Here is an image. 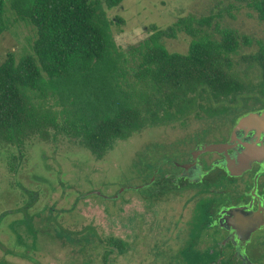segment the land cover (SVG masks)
Instances as JSON below:
<instances>
[{
    "label": "trees",
    "instance_id": "trees-1",
    "mask_svg": "<svg viewBox=\"0 0 264 264\" xmlns=\"http://www.w3.org/2000/svg\"><path fill=\"white\" fill-rule=\"evenodd\" d=\"M124 1L0 0V37L12 20L33 33L23 53H8L0 65V145L62 133L102 159L115 142L147 128L169 127L192 115L217 116L253 92L264 98V42L256 41V52L245 58L261 73L260 83L250 88L234 71V56L255 40L223 28L216 5L207 15L181 17L166 29L152 24L128 60L107 12ZM243 1L264 23V0ZM181 34L191 39L187 53L170 52L166 40ZM131 64L136 86L125 78Z\"/></svg>",
    "mask_w": 264,
    "mask_h": 264
},
{
    "label": "flooded vegetation",
    "instance_id": "flooded-vegetation-1",
    "mask_svg": "<svg viewBox=\"0 0 264 264\" xmlns=\"http://www.w3.org/2000/svg\"><path fill=\"white\" fill-rule=\"evenodd\" d=\"M263 111V96L253 92L217 116L177 123L174 126L187 131L144 149L138 164L131 166L128 159L117 177L120 183L114 184L118 187L114 194L95 189L82 194L72 208L79 199L94 196L112 204L121 201L125 211L137 199L143 213L138 220L141 233L148 211H168L166 229L184 239L182 251L193 254L190 259L185 256V264H264V237L259 238L264 235V133L252 128L244 130L239 140L232 137L241 118ZM246 143H256L261 153L247 152ZM34 180L38 190L16 182L11 187L1 185L5 196L0 202V233H8L10 245L9 249L0 245V264H39L40 241L72 252L86 251L93 242L89 228L76 232L64 228L61 180L53 182L40 175ZM122 182L128 184L121 186ZM14 194L23 203L1 211L11 204ZM106 242L110 254H124V242L113 237Z\"/></svg>",
    "mask_w": 264,
    "mask_h": 264
},
{
    "label": "rangeland",
    "instance_id": "rangeland-1",
    "mask_svg": "<svg viewBox=\"0 0 264 264\" xmlns=\"http://www.w3.org/2000/svg\"><path fill=\"white\" fill-rule=\"evenodd\" d=\"M214 5L218 11H223L222 18L219 19L223 28L255 40L250 45H244L234 56V71L250 88L259 84L261 73L258 66L250 64L245 58L256 52V41L264 42V23L260 22L256 13L249 9L243 0H125L120 7L107 12L110 19L115 22L112 28L113 38L125 58L130 60V49L149 37L152 24L166 29L181 17L190 14L207 15ZM119 18L124 22H120ZM11 22L10 31L0 37V65L8 53H23L28 43L27 39L33 35L32 29L24 23H17L15 20ZM190 41L189 37L181 34L176 40H166V47L170 52L184 54L188 51ZM133 66V64L127 66L125 78L128 83L136 86L137 80L134 76L136 71L131 68ZM138 88L143 89V87ZM192 117L195 116L192 115ZM183 129L182 133H185L188 128L174 125L155 130L147 128L140 135L127 141L115 142L102 159H97L90 154L81 141L62 133L51 135L47 141L35 137L21 146L7 147L1 144L0 202L5 196L2 183L4 187H11L16 182L38 190L39 185L34 183L35 175L45 176L53 182L61 180L64 192L61 196L66 210L64 228L72 232L82 231L85 228L91 230L93 242L83 252H77V250L72 252L67 248L60 250L56 246L40 241L39 246L43 251L40 252L38 263L185 264V255L182 251L184 239L175 238V232L169 231L170 228L166 229V226H169L167 219L169 215L166 209L148 211L144 215L146 221L144 220L141 233L138 220H142L143 213L137 199L132 200L125 211L121 201L112 204L94 196L79 199L76 203L78 206L72 208L82 194L92 190L100 189L103 193L114 194L118 188L114 184L120 183L117 177L120 176L128 159L131 166L138 164V155L142 154L144 149H153L157 142L167 143L177 139L181 136L180 132ZM126 183L122 182L121 186ZM13 189L16 190L15 187ZM44 196L42 194V198ZM58 196L57 192L55 200ZM10 202L11 204L3 206L1 211L17 208L23 203L19 194H14ZM41 206L43 207L44 204L42 203ZM7 234L0 233V245L5 249H9L10 245ZM111 237L124 242L126 245L124 254L108 252L106 241ZM261 237L264 235L259 238ZM105 255L107 262L104 261ZM15 262L18 261L15 260ZM9 264L12 263L9 262Z\"/></svg>",
    "mask_w": 264,
    "mask_h": 264
},
{
    "label": "water",
    "instance_id": "water-1",
    "mask_svg": "<svg viewBox=\"0 0 264 264\" xmlns=\"http://www.w3.org/2000/svg\"><path fill=\"white\" fill-rule=\"evenodd\" d=\"M252 128L254 131L256 130L257 132L264 133V111L261 113L249 114L241 118L236 130H234L233 132V135H232L233 139L239 140V137L244 133V130L250 131L252 130ZM244 146L247 152H250L252 151V149H254V150H257L258 153H261V150H262L261 148L256 147V143L254 144L246 143ZM211 149H214V148H211Z\"/></svg>",
    "mask_w": 264,
    "mask_h": 264
}]
</instances>
